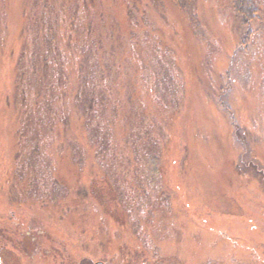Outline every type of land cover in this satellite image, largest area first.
<instances>
[{
  "label": "rangeland",
  "instance_id": "374dc122",
  "mask_svg": "<svg viewBox=\"0 0 264 264\" xmlns=\"http://www.w3.org/2000/svg\"><path fill=\"white\" fill-rule=\"evenodd\" d=\"M253 2L0 0L1 264H264Z\"/></svg>",
  "mask_w": 264,
  "mask_h": 264
},
{
  "label": "trees",
  "instance_id": "16d2710c",
  "mask_svg": "<svg viewBox=\"0 0 264 264\" xmlns=\"http://www.w3.org/2000/svg\"><path fill=\"white\" fill-rule=\"evenodd\" d=\"M178 7L185 8L188 0H172ZM236 12L242 19V24L247 28H250L252 20L258 13L257 6L253 0H232ZM250 31V30H249ZM248 31V32H249ZM79 111L84 113L85 116H94L97 112V105L95 104L94 97L84 96L80 98V104H78ZM98 113V112H97ZM90 118V117H89ZM90 119L86 118L88 123ZM247 148V147H246ZM238 173L241 175L254 176L264 185V168L255 160L245 161L244 158L237 165ZM251 174V175H250Z\"/></svg>",
  "mask_w": 264,
  "mask_h": 264
}]
</instances>
